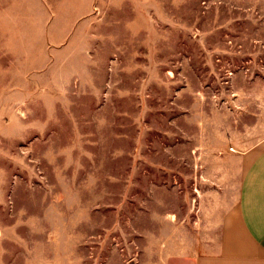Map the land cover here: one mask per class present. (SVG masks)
I'll return each instance as SVG.
<instances>
[{"label":"rangeland","instance_id":"obj_1","mask_svg":"<svg viewBox=\"0 0 264 264\" xmlns=\"http://www.w3.org/2000/svg\"><path fill=\"white\" fill-rule=\"evenodd\" d=\"M263 145L264 0H0V264H191Z\"/></svg>","mask_w":264,"mask_h":264},{"label":"crops","instance_id":"obj_2","mask_svg":"<svg viewBox=\"0 0 264 264\" xmlns=\"http://www.w3.org/2000/svg\"><path fill=\"white\" fill-rule=\"evenodd\" d=\"M191 264H264V145L251 151L236 199L219 214L215 239Z\"/></svg>","mask_w":264,"mask_h":264}]
</instances>
